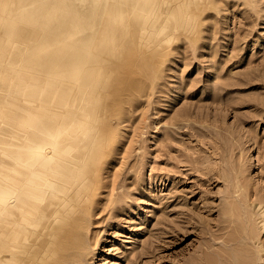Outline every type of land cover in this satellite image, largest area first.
<instances>
[{
  "label": "rangeland",
  "instance_id": "374dc122",
  "mask_svg": "<svg viewBox=\"0 0 264 264\" xmlns=\"http://www.w3.org/2000/svg\"><path fill=\"white\" fill-rule=\"evenodd\" d=\"M49 2L104 47L79 112L91 155L103 146L69 172L68 205L50 189L55 218L26 244L65 255L51 264H264V0H0V110L23 100L1 88L32 74L24 52L65 59L76 44L71 14L33 12Z\"/></svg>",
  "mask_w": 264,
  "mask_h": 264
},
{
  "label": "bare ground",
  "instance_id": "6f19581e",
  "mask_svg": "<svg viewBox=\"0 0 264 264\" xmlns=\"http://www.w3.org/2000/svg\"><path fill=\"white\" fill-rule=\"evenodd\" d=\"M33 2L40 3L41 0ZM27 5L19 4L18 10L26 9ZM32 10L35 14L48 16L60 11L58 18H67L71 14L69 20L73 32L65 35L76 44L69 46V54L65 59L58 57L56 53L39 57L34 50L27 52L32 44L27 45L26 52L23 51L24 62L28 59L32 62L18 66L32 74L20 75L18 82L10 78L8 87L1 88L7 91L4 92L5 97L17 100L18 98H14L16 96L23 100L20 104L7 101L6 108L0 110V122L11 127L16 125L19 129L18 139H15L8 138L15 133L12 129L6 126L0 128V152L10 159V162L0 161L6 167L5 172H0V213L5 218V221L0 218V223L2 222L1 225L5 229L4 233H0V264H51V260L56 257L61 256L63 259L62 256L65 255H60L53 248L32 250V246L26 243L30 240L29 237L31 240L35 239L33 232L38 230L40 223L49 224L55 218L51 209L56 205V198L54 199L50 189L56 184L64 186L61 187L64 199L57 202L68 205L67 197L78 184L69 180V172L74 173L76 167L83 169L94 163L99 149L103 146L100 141L98 148L91 155L93 139L88 134L91 124L87 121V116L79 112L86 99L92 102L95 97V90L88 83V78L96 72L95 69L98 70L92 67L93 61L104 47L97 42V47L93 48L90 35H80L86 28L82 27L79 15L69 6L65 5L63 8L58 6V3L53 2L52 5L49 2ZM26 35L30 42L34 39L41 42L40 37L41 40L53 39L32 30ZM45 42L41 44L45 46ZM38 44L36 49H45ZM23 76L28 80H23ZM39 99L49 100L54 107L46 110L45 104H37ZM77 128L81 130L76 133ZM85 136L86 142H83ZM84 257H79L80 260L78 258L76 264H82L86 260Z\"/></svg>",
  "mask_w": 264,
  "mask_h": 264
}]
</instances>
